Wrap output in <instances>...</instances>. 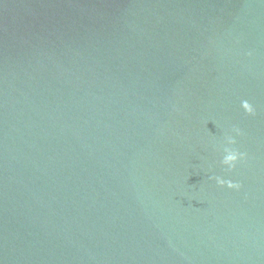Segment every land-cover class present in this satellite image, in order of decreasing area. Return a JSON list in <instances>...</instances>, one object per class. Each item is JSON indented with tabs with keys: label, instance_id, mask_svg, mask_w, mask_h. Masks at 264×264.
Instances as JSON below:
<instances>
[{
	"label": "water",
	"instance_id": "1",
	"mask_svg": "<svg viewBox=\"0 0 264 264\" xmlns=\"http://www.w3.org/2000/svg\"><path fill=\"white\" fill-rule=\"evenodd\" d=\"M0 264H264V0H0Z\"/></svg>",
	"mask_w": 264,
	"mask_h": 264
},
{
	"label": "clouds",
	"instance_id": "2",
	"mask_svg": "<svg viewBox=\"0 0 264 264\" xmlns=\"http://www.w3.org/2000/svg\"><path fill=\"white\" fill-rule=\"evenodd\" d=\"M244 107L250 114H255L254 109L248 104L247 101L244 102ZM233 131L236 132L238 135L240 134V129L237 127H233ZM225 146L223 148L224 155L222 157L221 163L227 166L228 171H231L235 168L236 163L246 157V153L239 151L238 149L231 147V145H235L236 139L234 136L226 134L225 135ZM218 184L223 185L225 181L219 177H213ZM228 187H235L239 189L241 187L240 183L233 184L231 181H228Z\"/></svg>",
	"mask_w": 264,
	"mask_h": 264
}]
</instances>
